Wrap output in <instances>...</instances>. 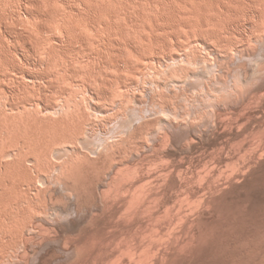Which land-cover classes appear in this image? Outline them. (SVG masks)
I'll return each mask as SVG.
<instances>
[{
	"label": "bare ground",
	"instance_id": "bare-ground-1",
	"mask_svg": "<svg viewBox=\"0 0 264 264\" xmlns=\"http://www.w3.org/2000/svg\"><path fill=\"white\" fill-rule=\"evenodd\" d=\"M30 1H32L35 5H37V7H35V9H37L39 6L38 4L40 2L38 0H30ZM44 1L45 0H43V2ZM89 1L91 0H88L87 3H89ZM108 1L110 0H107V2ZM114 1H117V4H119L118 0H114ZM123 1H124L123 3L121 2L122 5H120L121 6L120 8H123L122 6L124 4L125 12L122 11L124 9H120V11L123 12L121 16L124 15L125 16L124 18L126 19L123 20L124 25L122 24L121 28L120 27L119 28L121 29V31L124 30L125 32H126L125 29L128 28L127 30L128 34L130 31H133L134 33H137V34H135L136 36L133 37L134 34L132 32L133 35L131 36L130 34L129 37L126 38L123 35L124 32H120L118 30L119 32H117L116 35L117 37L118 35L122 37V38L121 37L119 38L123 39L122 41H125L124 45L131 50V52L128 51V49L127 51L130 52L131 55L133 53L132 51H134L135 57L139 56L142 64H140L139 62L140 60L138 58H137L138 61L136 60L137 62H135L136 58L130 55V57L135 58L134 62H132L131 60H128V61L123 60L124 62H126L124 65L127 68V70L126 72H121L119 69L120 67L123 68L124 66V65L121 66L124 63L121 58L122 57L121 54L123 53L117 54L116 52H113V53H116L117 56L120 55L122 64L120 65L119 57H117L115 54H112L116 57L115 58L116 60L112 58L114 57L112 56L110 59H113L114 62L109 59V62L111 61L109 64H112L111 66L110 65L109 66L110 68L114 66L113 68L117 69V70L115 69V71L116 72L120 71L119 72L120 74L118 73L119 74V75L117 74L118 76L116 74H115L116 76H112L113 72H110V71L113 70V68H111V70L108 69L109 70L108 72L112 73L111 75L107 74L108 72H106L105 74V71L107 70V68H105V64L99 65L98 62H102L104 60L103 61L104 63L106 61L105 59H107L108 61V58L110 56L109 57L106 56L105 58L103 55H100L101 53H103L102 50L105 45L102 46L103 45L102 42L99 43L100 44L99 46H101L100 47L101 50L99 47L98 49L101 51V53L99 52L97 54L96 53L97 48H96L95 49L96 51L94 52L96 53L94 54L96 55V58L90 57V59L98 60V62L97 61L95 62L98 63L96 64L99 65V67L102 66L101 69L99 68L97 70H94L92 67V65L94 64L93 62L92 65L89 67V69L88 68H87L88 70L86 69L88 73L86 72L85 69L82 68L86 72L84 74L85 76H87V78H85L86 80L84 78L79 77V75L83 72L82 70L78 76L74 74L76 69L80 70L78 68H75L73 70L74 73L72 74V76L74 75L73 77H75V80L73 79V77L72 78L70 77L71 83L74 86H80V89L82 88L81 89L82 91H80L81 93L84 91V96L80 93V95L83 96L82 98H79L77 95L78 93L76 94L74 90L68 89L67 86H65L67 88H62L61 86L60 87L61 89L60 91H58V94L54 93L57 96H53L54 94L51 93L52 95L48 97L47 96L48 94L47 93L44 94L43 93L44 90H43L42 93L44 96H47L48 98H50V100L52 97L51 101L47 97H43L42 94H41L42 98L38 97L40 92L38 93V95L35 94L36 92L35 88L33 90L35 91L34 94H32L33 91L30 94H28L29 93L28 89L30 90L33 89V86L30 85L29 86L30 88H28V85L31 82H33L34 87H36L35 84H37L36 82L38 80L37 87L39 86L40 88L41 85L43 84L40 82L42 78H40L39 75L38 77L30 76L29 72L27 74L26 73L27 71L20 70L17 72L19 73L20 78L17 77L18 82L16 83L17 79L14 76V72H12L13 70L16 69V66L14 67L11 65V67H13V70H12L6 65L7 68L12 70L10 71L9 69H7V71L9 70L10 72L13 73L14 79H16L13 81H15L16 86L13 89L11 88L12 91L6 92L7 96L4 93L6 89L5 91L3 90L4 92L1 90L3 89L2 88L3 85L6 83L5 80L8 81L7 84H9L10 82L11 83L13 82L11 81L12 78H10L11 80L8 79V77H10L9 72H6L8 74L7 79L6 77H2V78H5L4 80L2 79V81H4L5 83H2V81L0 80L1 81L0 83L3 84V85L0 84V86H2L0 87V93L3 92L5 96V98L3 99H6V100L1 99L4 101L3 103L4 105H2L4 107L0 106V244L2 243L3 246L9 247V248H5L7 249L6 253L11 254L12 258L17 257L16 260H14L15 264H30V262L35 258L38 259L40 263L45 264L49 262L50 260H52L51 258H53V256L54 258H56V256H58L59 253L58 254H55V253L58 252V250H56V252L54 253L52 249L56 248L57 245L56 246L54 245L55 247L53 246L54 247L53 248L51 246V243L49 244V242L52 241L50 237L52 236L53 233H48L50 237L45 234H47V230L49 231V227L50 228L52 227V229L54 230L57 226L56 227L51 226L52 221L51 222L48 221L50 219L41 218L40 220H38L39 222H35L36 226H34V227H37V223H40L41 232L39 231V232L30 234L31 232L28 230L30 233L29 232L26 233V230L29 227L27 223H29L30 225L32 223L31 220L27 219L29 215V208H32V209L36 208L40 211H43V213L44 212L46 213V211H48V209L51 207L52 203L55 201L57 202L59 198L61 197L60 196L58 198L56 196L55 197L53 196L54 194L53 191L55 190L53 189L51 191V189H52V186L54 185L55 186L59 185L62 188L64 187L63 191L65 190V192H67L68 194H69V191H72V193L71 192L70 193L71 195H73V193L75 194V197H76V199L74 198L75 200L78 201L82 199L81 197H83L82 200L84 201L85 199L88 200V198L85 197L84 199L85 195L84 196L82 195L83 192H85L86 189L89 190L88 188H91L93 185L96 184L95 186H97L98 184V185H101L102 188H105V187L108 188L106 192L109 193V195L108 194L106 195L105 193L104 196H101V199L102 197L103 198L110 197V199L104 198L103 199L104 203L106 200H107L106 201L107 203L110 202L108 200H111V199L112 200L114 199V201H117L115 200V198L120 197L118 201L116 202L117 204H115L114 202L112 203L113 205H115V207L111 203H109V205L111 204V206H109V210L110 208H112V206L114 207V209L112 208V210H110V212L113 211L112 213L115 215V216H112L111 214V216L113 217V220L115 217H116V220L118 219V221L127 220L126 222H123L117 225L116 228L118 230L117 232H115L116 230L114 229L115 228L114 221L113 222L111 221L110 218L112 217L110 216V212L108 211V208H107V211L109 212V213L107 212V214H109L110 216L109 220L112 222V226H114V228H112L114 232H111L112 229L110 231L108 230V233L110 232L111 234V237L109 240H111L110 241L111 246H112V241L114 240H118L119 244L117 242H114L115 244L117 243L118 246L114 244L116 246L115 247L116 250L113 249L114 245L112 246V249L114 250V252L112 253L111 252L107 253V251H109L110 246H106L108 242L105 244V246L102 249L104 251V248L108 247V249L105 250L107 255H104V254L99 255V257L102 256V260H103L101 264L102 263H105V264H112V263H115V264H203L204 261L203 263H201L202 262L201 260L204 258L205 253H209V254L211 253L220 254L221 253L222 256L221 254L220 256L221 258H224L223 259L224 261L220 260V261H223V263H220V264H264V251L257 252V248L255 246L258 244H255L252 242L253 244H255L253 245L250 239H246L245 241H243L242 238H240V236L238 235L236 236L237 234L236 233L237 231H235L236 223L234 221H236L235 219L237 218V216H239V214L237 216L236 215L233 216L234 212L230 211L229 209L230 208L229 204L232 203L231 201L234 199V194L237 191L235 189V186L239 185L238 181L240 179H244L250 176L255 171L256 167L254 166L256 165V163L259 164L261 163V160H263V154H262V159L261 158L259 159V157H261L260 155L264 151V143L262 144L261 148H258V146L261 145L262 140L264 141V139H261L263 138L262 135H264V109L262 108L263 106H261V109H260V107L258 106L259 105L258 103H261L262 101V99L260 100V98H262L260 96H262V94L264 96V83L255 85V82H253V80L256 79L255 77L258 76L260 73H264V62H263L264 49L262 48V46H264V0H123ZM174 1L175 2L179 1L178 3H180V5L176 4L179 7L184 5L183 9L185 8V11L179 10L181 9V7L177 9L178 7L177 6H176L177 8L175 7L174 5L175 3L173 4ZM84 2L86 1L84 0ZM92 2L93 1L89 3L90 5L85 3V5L87 6H86V9L84 10V12L85 11L87 12L88 10V14H85V15H87V17L90 16L89 17L90 21H88L87 18L83 16L84 15L83 7L79 6L80 7L79 11L81 12L82 10L81 15L83 13L82 15L84 17L83 20H82L83 17H81V19L79 18L78 20L76 18L71 19L72 17H76L80 15V13L76 15L78 12L76 14L74 13V15L76 16L74 15L71 17L69 16L70 11L73 8L75 9L78 7V6L74 7L75 4L73 5V7L72 5L70 6V4H68L72 8L70 10L66 7V10H65V11H67V9L70 10V11H67L68 12L67 15H68V18L70 17V20H73V22L71 21V23L75 24L74 20L76 19L77 21L80 22L77 24L84 26L85 32H87V30L88 32H90L89 31L90 29H88V27L91 29H93V27H96L94 25L95 23L93 22V20L95 21V19L97 18L96 11L101 7V5L99 7L100 2H97V0H96V3L94 2L95 3L94 5H91ZM0 3H3V2H0ZM79 3L80 2H78V4ZM157 3L159 4L160 7L158 6V9H155L157 7L156 5H158ZM48 4L45 5V7H47ZM154 4H156L155 5L156 7H154ZM107 5H108L107 8L109 10V7L112 4L110 2ZM129 5L134 8L133 9L134 14L133 12H130L132 11L130 8H129L130 10L128 9ZM88 6H91V7L88 8ZM145 6H148V7H145ZM30 8L32 9V7ZM107 8H106V11H107ZM25 9H27V7ZM35 9H33V11H35V14H37L36 18H38V20L39 18H42V19L45 18L44 21H47L46 17L49 18L48 14L53 16V14H55L56 12L55 9H54L55 10L54 12L50 7H48V13L44 12L45 15L47 14V16L45 17L44 13L43 15L42 13H40L41 11L40 8L39 10L37 9L39 12H37V10ZM114 9H115V6L111 10H114ZM111 10H109L110 12L107 11L108 15L106 16V17L108 16H111V17H108V19L107 18L104 19L105 17L102 18L103 20H106L105 22H107V20L109 21V19L111 20L112 17L116 16L115 17L116 19L118 18L117 16H120L118 15L120 11H117L115 9L116 11L114 10L113 12ZM146 10L147 12H145ZM13 11H15V13H18L17 9L15 8L13 9ZM49 11H52L54 13L49 12ZM150 11L153 12V15L152 14L149 15L148 12ZM8 13H5L6 16L8 15ZM13 13H12V16L9 13L8 17H4V19L8 18L7 21L10 20L9 23H6V19L5 21L4 19L1 21V23L3 24L5 23L4 24L5 26L3 25L4 29L7 28L6 27L7 24H10L13 21L9 19V17L13 18L15 16ZM19 13H21V11H19ZM38 13L40 14V17H38L39 16ZM72 13L73 12L71 11V14ZM154 13L155 15L157 14V17L159 15L160 19L155 17L156 19L154 20L153 18L155 16ZM22 14H21V17H22ZM35 14L34 12L29 11V10L25 12V17L28 20H26L25 17L22 18L23 19L21 20L22 24H23V21L25 20L24 28L23 29L21 28L22 31L27 32L24 30L27 28L26 22L34 21ZM63 14L65 13L63 12ZM63 14L61 15V17L63 16ZM19 17L20 16H18V18ZM16 18L17 16L15 17L14 22H17ZM68 18L67 20H69ZM85 18L88 21L87 23L86 22L84 23ZM145 18L148 19V21H146ZM161 18L165 20L166 23H168V26H167L166 23L163 21L166 25V29L168 28L172 29V30L170 29V31L172 32L173 37H168V38H171L172 41L174 38V42H173L174 48H175V45L177 46V48L180 47L178 54L167 53L168 55H163L162 53H160V50L162 48L166 49V46L169 44L168 41L170 40L167 37L165 38L163 36L164 32H165V36H166V32L167 34H170V33H168L169 30L167 31L166 29H164L165 25L163 26L161 25L162 23ZM59 19L65 20L66 18H59ZM115 19L113 18L114 20V21L112 20L113 23L115 22ZM157 19L161 21V23L159 22L160 24L156 22ZM56 20L58 19L56 18ZM126 20H127L128 27L124 29L123 26H127L125 24ZM44 21L41 20V22L47 27V24H45L46 22L44 23ZM41 22L39 25L35 23V25H37V27H35L36 33H38L37 32L38 30H40L41 32L46 30V28L45 30H43L45 26ZM61 22L64 23L65 25L66 24H68L69 26L71 25V23H69L68 21L67 23L63 21ZM61 22H60V25H61ZM105 22L101 21V23L105 25L103 26L101 23L99 24V21H98L97 22L98 26L99 25H102V26H100L99 28L96 27L99 30L98 29L96 30V28L94 29L96 32L98 31L100 32L101 30H103L101 28L102 27L104 28L107 25L108 27H106V29L108 31L105 28L104 29L106 31L105 30L104 31L105 33L107 32L106 35L108 36L106 37L107 38L109 37L111 39L112 37L109 36L111 34H108V32L114 34V32H112L114 30L110 31L111 28L109 29V27L111 26L110 21H109L110 26L108 25V23L106 24ZM146 22L147 23L150 22L151 25H149L150 23L147 24ZM116 23L117 22H115L114 25H116ZM11 24L10 26H12ZM64 24H62L63 27L58 25L59 29L60 28L66 29V31L64 29L62 31L63 32L65 31V33L67 32L68 34L70 30L67 27L65 28ZM77 24H75L72 29H74V31L76 30L75 36L77 37L78 41H81L79 43H83L82 40H79V37L80 39H84L85 36L89 40L84 39V42L87 40L86 42L89 41V43L91 42L93 43L94 41L90 39L92 37H89L88 33H86L87 35L85 34V36H83L84 29L81 28V26L79 25L76 26ZM86 25L88 26L87 28H86ZM30 26L28 27L30 28ZM21 27H23V25ZM74 27L81 28V29H78L80 31L77 32V29ZM148 27L150 31L146 32V30H149ZM9 28L10 27H8L7 30ZM37 28L39 29L37 30ZM113 28L114 27H112V29ZM11 29L13 28L11 27ZM16 29L17 28H14V31ZM30 29L33 30L32 28ZM72 29H71L72 33L69 32L72 34V35L69 34V38H72V36L74 35L73 33L74 31ZM160 29H164L162 36L161 35L159 36V33L161 34L162 31L157 32V30H160ZM47 30H48V27H47ZM1 31H3L2 27H0V32ZM9 31L8 33H10ZM104 31L100 33V35L103 33L101 35L102 37L105 34ZM18 32L20 31L18 30ZM41 32L38 33L39 35L38 36L36 35L34 31V35H36L39 39L41 36ZM181 32H185V34L186 33L190 34L191 35L190 37L192 36L194 37L196 35L201 38L196 40V37H195V39L192 40L193 38L192 37L189 40L186 34L182 38L186 36L185 38L187 40L185 42L184 40L185 38H184L182 39L184 40V42H182L181 40L182 35L179 34ZM12 33L14 32L12 31L11 34ZM31 33H33V31ZM79 33L81 34L83 38L80 35H78L79 37L76 35ZM16 34L17 33H14L13 37H15ZM22 34L20 35L23 36ZM25 34L26 33H24V37H19V38L23 40V41L21 40L22 42L21 41L20 42L24 44L27 51H25L24 48L22 49L21 46L23 44L22 45L19 44L20 43L19 41L16 44L20 45L19 48H21L25 52H29L28 54L26 53L27 55L36 54V52L39 50L38 45H41V44H38V42L40 40L42 41V39L45 38L47 34L45 36L42 35L43 36L42 39L40 40L37 39L38 41L34 39L36 36L33 37V34H32L31 37L33 38V40H35L34 42L32 39H31L32 41L27 40L28 38L29 39L31 38L30 37L31 34L27 33L26 37L28 36V38L26 39H25ZM96 34H91V35L93 37L96 36L98 38L99 34L98 35ZM128 34L126 36H128ZM17 35L19 36V33ZM60 35L62 36V34ZM116 35L114 34V36ZM61 36H60V39H61ZM63 36H66V35L64 34ZM67 36H66V39H68ZM75 36H73L72 38L73 41L76 39V38L74 39ZM114 36L111 40L112 45L109 42V44L112 46V47L110 46L111 49L119 48V46H122V45H119V46L115 45L117 47L115 46L113 47V45L115 44V41L117 40L119 41V39H117V37H114ZM147 36L149 39L147 38ZM96 37L94 38L95 40H97ZM123 37H125V39ZM179 37H180V40H179ZM1 38L2 37L0 36V40H2ZM48 38L52 39V36L48 35ZM54 38L56 39V37H53V39ZM115 38L117 40H115ZM133 38H136V40L137 38H139L138 39L139 41L138 40L135 41ZM4 39L6 41V38ZM7 39L8 41L10 40L12 44L14 43L13 41H16L14 38H10V37H7ZM45 39L49 40L47 38ZM51 39L49 41H53V39L52 40ZM60 39L58 40L60 41ZM110 39L108 41H110ZM62 40L63 38L61 39V41ZM98 40L103 41V39H100V37ZM105 40L106 39H104V41ZM3 41H2L3 45L0 43L1 49H2V46H4V48L7 46L5 44V41L4 42ZM43 41L45 42V40ZM73 41L67 40V42L69 43H72ZM97 41L95 42V46L93 44L94 47L98 46ZM122 41H120V43H123ZM44 42H42V44L45 45ZM64 42H63V45L61 44V46L65 45L64 47L66 46L68 47L69 45H66V43L64 44ZM74 43L75 41L73 42V44ZM89 43H86V44H89ZM96 43H97V46H96ZM105 43L107 44V41H105ZM14 44L12 45L13 47H14ZM81 45L79 44V46L75 45L73 47L76 48L77 46V48H79ZM169 45L167 48H169ZM51 46L50 47L46 46L49 52H50V49L52 48ZM84 46L85 45L83 44V48H80L81 52L85 51V50L83 51ZM146 46L147 48L151 49V51L159 50L161 48L157 53L162 54L163 58H161L160 55H159L160 58H157L158 56L153 57L152 52H150L152 55L148 53L149 51L148 49H146L145 52L150 54L152 58L149 57L150 55L145 56L144 50ZM7 47L5 49L3 48L4 49L3 55L0 52L2 55L1 57L2 59H0V61L5 60L3 57L4 54L5 55L9 54L10 51L8 52V50L7 51L5 50L9 48L11 49V47L9 48ZM87 47L88 45L85 46L87 51H85L84 54H86V52L92 54L91 52L92 50L89 52ZM110 47L107 45V49L109 48L108 50L109 53L104 52L103 54L112 53L113 49L110 52ZM184 48H186V51ZM17 49L18 48L16 49L12 48L13 53H11L12 52L11 51L10 54L11 55L13 54V55L12 56L8 55L10 57V62L16 59L17 60L19 59L15 57V59L12 60L14 58V53L18 52L16 51ZM68 49L65 48V50H67L66 51L68 54L67 56L73 53L72 52L73 50L71 51L72 48L70 50ZM169 49L171 50V48ZM202 49H203V53L200 52L202 51ZM104 50H106V48ZM114 50L120 51L117 49H114ZM170 50H167V52ZM69 51L70 53H68ZM5 52H8V53H5ZM48 53H47V56H44V58L46 57L47 59L54 52L51 54L49 53L50 54L49 56H48ZM76 53H77L76 55H78V50H76ZM88 53L85 55V57L88 55ZM23 54H21L22 55L21 57H23L25 61ZM73 54L75 55V52ZM81 54L84 55L83 53ZM27 55L25 56L26 59L29 60L30 57L33 58L32 55H30V57H27ZM97 55L102 56V57H97ZM37 56L38 58L34 57L35 59L33 58L34 60L33 59L32 60L37 65L38 64L41 65L42 59H39V57L41 58V56L39 55ZM11 57L13 58L11 59ZM79 57L80 58L78 60H80L82 64L79 63L80 66L78 67H81L82 65H84L83 63L91 64L92 60H90L89 63H86L87 58L83 59L85 57L84 56L81 57L80 53H79ZM130 57L126 55L125 60L126 58L129 59ZM61 58L64 59L65 56ZM73 58L76 61L71 60L70 63L79 62L74 56ZM100 58L101 59L104 58V59L100 60ZM50 59L52 60V62L54 61L52 57ZM50 59H47V60H50ZM66 59H69V57L68 58L66 57ZM7 60H5L6 64L7 62H9ZM28 60L26 61V64L27 62H30ZM43 60H42V63H43ZM58 60L62 61L60 59ZM64 60L62 62H64ZM17 62L18 61H15L16 65L19 64ZM19 62H21V60ZM33 62H30L32 63L31 64L32 66L33 64H35ZM47 62H45L44 65H48ZM58 62L56 63L59 64ZM23 63L25 64V62ZM70 63L69 61H68V64L66 62L67 65H69ZM3 64L1 63L0 66L1 65L3 66ZM52 64L53 63H51V68L55 65L53 64L52 66ZM96 64L94 65L95 67H96ZM72 65L74 68V65L77 67L78 64H72ZM72 65L69 68H72ZM89 65H86V66H89ZM189 65H192L193 67H190ZM220 65L224 67L219 69ZM20 66L26 67V65H20ZM48 66H44V67L47 68ZM55 66L58 67L59 65H55ZM4 67L5 66H3L2 68L0 67V69H3ZM37 67L38 66H36V70L39 71ZM40 67L44 69L42 65ZM56 67L55 69L59 71L58 70L59 68L57 69ZM248 67L250 70L248 69ZM19 68L22 69V67H19ZM46 68H45L44 73L46 72ZM60 68H63V67L60 66ZM102 68L105 69L104 72H102L103 75L101 74V71L98 72V70H103ZM23 69L25 70L26 68H23ZM47 70H50V68L49 69L47 68ZM64 70L65 68L63 69V71ZM42 71L38 73L42 74L41 73ZM73 71H71V73ZM123 71L125 70L123 69ZM128 71L131 73V75L133 74L131 76L133 78H131L130 76L127 77V78H131L130 80L128 79L129 81L126 80V82L128 81V83H125L124 82L125 79L123 78L124 83H122L119 76H121V73H125L129 75V73H127ZM1 72L0 74H3L2 70ZM53 72L54 71H52V73ZM79 72L76 71V73H79ZM32 73L33 74L31 75H34V73H37V72H35L34 70V72L32 71ZM50 73L51 72H49L46 75L48 76ZM68 74L69 73H67V75ZM61 75L63 74L58 73L57 77L58 76L62 77ZM65 75L66 74H64V76ZM84 75L82 73V76ZM88 75L94 78V82L95 81L98 82L97 84L95 83L96 85L100 83V85L102 86V87L101 86L99 87V88H102V90L100 89L101 92H99L100 90H98L97 92L98 86L96 85H94V87L96 86V88H94L96 91L95 90L93 91L92 89L93 85L92 87L90 85V83H92L93 81L91 80L92 82H90L91 77H89ZM128 75H125V76L123 75L122 77H126ZM53 76L56 77L55 75ZM76 76L77 78L79 77V79L76 80ZM60 77H59L60 81L63 78L62 82L64 81V79L65 81L67 80L66 79L67 77L66 78L64 77L60 78ZM38 78H40V80ZM80 78L83 80H81ZM54 79L56 78H52V80ZM139 79H141L140 82H139ZM26 80H30V83H28ZM52 80L50 78V82ZM78 80L80 82H77ZM45 81L47 82L46 84L48 88H50L49 86H51V84H54V83L58 84L57 80H54V82H51L50 84L48 83L49 81H47V79ZM178 82L182 84L181 94L175 93L174 90L172 91V88H170L171 85L173 86V83L176 84ZM66 83H67L66 85H68V83L70 82L66 81ZM190 84H193L192 88L196 90L195 94L198 95L197 96L198 98L196 96L194 98H196L195 100H199V102L196 104H192L188 107L183 102H185L186 97L194 96V94L191 95L192 94L191 92H189L190 93L189 95L187 94V91L189 89L188 85L190 89H192ZM9 85L13 86V84H9ZM54 86H56V84H54ZM68 86L70 87V84ZM186 86L188 89H186ZM39 88L38 89L36 88V89L40 91L41 88L40 89ZM52 88L53 87L51 86V90H54L53 92H55V87L53 89ZM117 88L119 89L124 88L125 97H122L123 100L119 101L118 99L119 95H117L116 101H119V102L116 105H114L115 104V97H114V101H113L114 104L111 103L114 106L112 105L111 107H108V106L106 107L107 99L109 97L111 98L110 96L111 92L113 93V91L115 90L116 92L119 91V89ZM135 90L138 91L139 93H135ZM45 91H48V89ZM145 91L148 92V96L146 95V97H149V99L147 98L148 101H146V97L144 95ZM77 92H79V89L77 90ZM28 95H34V96L36 95L37 97H34V96L29 97ZM49 95H50V92H49ZM113 95L116 96L114 93ZM256 95H258L257 97L260 102L255 100ZM16 96H18L19 98L17 99ZM142 96L145 97V99L142 98ZM2 97L3 95L0 96V98ZM55 97H57V101H55L56 99ZM100 97H102V100L103 98L106 100V102L105 100L102 102V104L104 102L106 103L104 108H102L101 106L102 104L99 105L96 102L98 101L99 103H101L100 101L102 100L100 99ZM43 98L45 99L47 98V101L44 100ZM98 98L100 99V101ZM203 98L213 99V102L208 105L201 104L200 101ZM144 100L146 101V103L148 102V104L144 105L145 104ZM263 100H264V97H263ZM3 101H0V102H3ZM84 101L86 105L85 104L82 105V102L84 103ZM130 102L133 103L134 106L130 104ZM111 104H109V106ZM137 104L139 105L141 104V106L137 107L136 106ZM142 104L144 106H142ZM253 104H255V106ZM84 105L86 106V110L83 107ZM260 105H262V103ZM225 108H227L226 110L229 111V113L227 114H229V116L231 114L236 116V119L232 118L231 117L232 115L230 116L231 118H229L227 115H224ZM150 115H154L153 116L154 118L150 119L149 118ZM209 115L212 116L213 120L211 121L208 120ZM222 115L227 116L229 119H233V121L232 122L226 121L225 119H228V118H225L223 116V118H225L224 119L225 121H224L222 118ZM98 121L102 123L96 124ZM244 123L246 124V126L244 125ZM240 124L242 125V128H239L241 126ZM227 125L230 126L228 131H227V128H228ZM205 126L207 127L204 128ZM225 127H226V130H225ZM247 133L251 134L254 140H256V141L252 140L255 144L250 141L255 146H253V144L249 143L248 141L250 146L247 145L248 147L245 146V148H243L244 147L243 146L242 149H245V151H249L250 149L251 151V149H253L252 148L253 146L254 149L256 148L255 150L253 149L255 151V154L257 151H259L258 153H260L261 151V153L260 154L257 153V156L251 157V159L253 158L252 160L250 159V156H249L248 158L250 159V161L247 158L248 162L245 160L243 161L240 160L239 158L240 155L238 156L237 153L236 154L232 153L233 155H231L230 157L223 155V157H221L220 159L217 158L216 162L219 159V162L221 163V165L226 164L225 165L226 170H227L228 164L230 165V167H236L233 169L231 168V170H227V171L223 170L225 175L220 174L222 170L221 172H219V174H218V171L220 170L216 171L215 169L214 171L216 172H214L213 170H212L213 172L211 171V168L214 169V167H216L213 161H212L213 163L211 162V165L213 164L214 167L207 169L210 171H206V168H207L206 163L208 162L203 161L206 164L205 165L206 168L201 167L202 166L201 165L200 168H205V169H201L202 171H200V168H199L198 170L199 172L196 170L197 173L196 171H194L193 172L195 173L194 176H193V173H190L192 175L188 173L190 175L188 177V174L186 173V171L184 172L181 170L183 169V167L180 168L183 165H180L179 164L180 162L179 163L177 162L176 158L181 153V149H183L184 141L186 142L187 140L197 141L199 140L198 138H204L205 140V138L208 139L209 136H212L213 138L214 136L228 138L230 135H233L235 138L241 135L245 136ZM252 133H255L258 137H254L256 135L255 134L253 135ZM260 135H261V138H260ZM142 138L151 140V143H149L146 139H144L146 140V144H145V141H143ZM195 138H197V140H195ZM257 138H260L261 143L258 141ZM230 139H232V137ZM189 143H186V148H189V146L187 147ZM256 143H258L259 145ZM148 144H152V145H148ZM143 146L144 147L146 146L147 148L151 149V151L152 150L160 151L154 156L155 161L157 159V161L159 160L158 162H163V164L159 166V169H156L157 171L152 172L150 170H147L146 172L145 168L142 167V164L140 166V163L137 164L135 159L133 158L129 159L127 157L128 155L127 151H130V152L131 151L132 152L133 151H143ZM178 149H180V151ZM177 150H178V153H176ZM183 151L185 150L183 149ZM252 153H251V156L253 155ZM186 159L187 157H185V160ZM191 160L192 159L190 158L189 161ZM257 160H260V162L259 161L257 162ZM244 161L247 163H245ZM198 162H195L196 165ZM252 163H254V166ZM200 164H203V163L201 162ZM218 164L219 163H217L216 165L218 166ZM193 165L195 166V164ZM199 165H197V167H199ZM194 166H193V169H196L194 168ZM256 166H259V165H256ZM111 167L112 169L107 170ZM225 167L223 166L222 169ZM230 167L228 169H230ZM105 174H107L109 177L106 178ZM220 175L221 176L223 175L222 176L223 178L221 177V179H217L216 177L218 176L219 178ZM183 179L184 181L186 179V181L185 182L183 181L184 183L181 184ZM196 181H198V186H196L197 185V183H195ZM45 185L48 186V189L43 187ZM200 185L202 186L200 187ZM93 188L91 189L92 191L90 192L87 191V192L91 194L94 193L93 195H95L96 191L93 192V190H95ZM179 188L184 189V191L180 189L181 192H179L180 191L179 190L178 191L179 193H178L176 189H179ZM173 191L175 193L177 192L176 194H181L183 191L184 192L183 195L184 194L185 195L184 197L181 196L182 197L181 198L179 197L180 195L179 196L174 195ZM227 191H229V194H227ZM61 193L63 192L61 191ZM124 193L125 195H123ZM91 194L89 195L92 196ZM121 194L125 198H123ZM69 197H70V194H69ZM53 198L55 199L52 202ZM138 199H140V202H138ZM83 201L81 202L83 203ZM58 202H60V200ZM61 202L63 201L61 200ZM100 202H101L100 205L101 206L103 205L102 208L105 210L104 207L108 206V204L104 205L102 200H100ZM59 204L63 206L61 203ZM135 205L136 206L138 205L137 208L140 209L139 211H137L136 208L132 210V208ZM96 206H99V205H96ZM130 206H133V207H131L130 209ZM58 209L60 211V208ZM93 209L95 210L97 209L98 210L97 212H99V209H101V207L99 209L98 208H93ZM131 210L135 211L136 213L142 212L143 214L147 213L149 215L146 218L144 217V219L143 217H141L142 219L135 218L136 221L133 222L132 221L134 219L133 216L140 217L142 214L137 216V215H134L135 212H133V216H132ZM100 211H102V209ZM103 212L102 213L99 212L101 216L102 214L104 215L106 213V210L104 213ZM55 214L57 215V213ZM59 215L60 214H58L57 216ZM231 215L233 218H230ZM131 216L133 218V219L131 218L132 223L130 222L131 224L126 225V223L128 224V221H130V218H128L129 219L128 220L127 217H131ZM106 217L108 218V215ZM78 223L79 221L76 223V225ZM118 223H120V221L117 222L116 224ZM60 224L61 223H58L59 226ZM135 226H137L139 229L138 230L135 229L136 228ZM109 227L107 226V229H110ZM97 228L99 229V227ZM97 228L96 229L93 228L95 229V231L94 230L92 231V233L94 232L93 234L96 237L95 236L91 237L90 234L92 233L89 234L90 235L89 237L93 239L94 238L97 239L99 235L107 231L106 228H105L106 230L104 231V227H103V232L100 230L101 234H97V233H100V232L96 233ZM56 229L54 231H56ZM62 229L64 228L62 227ZM67 230H69V228H67ZM67 230H64V231H67ZM73 230L74 228L72 229V231ZM60 231H62V233ZM60 231L59 233L63 234L64 236L65 232L61 229ZM56 233L57 232H55V234L52 237H54L55 235H58V233L57 234ZM63 236L57 237L56 239L57 242L58 241L61 242L62 240L64 245L67 243L71 245L69 247L67 246L68 244L65 245V247H68V249L66 250L62 249L64 246L62 247V245L61 246L59 245L61 247V250H64L66 252H73V254L78 259L83 254L85 256V251H84L85 243H87L88 241H84V240H88L89 238L88 236H86L87 239H84V240L83 239L79 240V239H81V237L85 238V235L84 236L81 235V237L78 238L79 242L81 241L82 243L84 241L82 244L78 243V240H76L77 238L75 239V241L77 242H75L72 237L67 236L72 239L70 241L69 238H67L66 236L65 237ZM102 236L103 235H101V239H102ZM122 237H125V240ZM3 238L6 239V242L5 240L4 241L2 240ZM120 238L121 240L123 239L124 241L121 242ZM90 239L88 243L91 242ZM93 239L92 241L95 240L94 243L98 241V240L96 241V239L94 240ZM67 240L70 241L71 243L68 242ZM100 240L99 242L107 241V239L104 240V238L101 241ZM2 241L6 244H4ZM72 241L74 242L72 243ZM99 242H97L96 244H98ZM94 243H92L93 245L90 244L89 248L90 246L92 247L95 246ZM100 245H102V243L98 244L100 248L98 250H101ZM3 246L1 247L4 249ZM44 246L50 247V249L52 247L51 250L48 248L50 250L49 253H47L48 249L47 250L44 249L43 251ZM59 246L57 247L58 249H60ZM260 248L261 246L259 247V249ZM20 249L22 250V252H20ZM8 250H10V252H7ZM2 251L1 253L5 254V250L3 251L4 253ZM94 251H95L94 248H91V253H89V255H91L93 252L94 257L90 256L92 259L97 258L95 256L96 254L94 253ZM103 251H100V252L102 253ZM96 253H98L97 250H96ZM2 254L0 255V260H4V258L6 257L5 255H2ZM87 255L85 259L89 257V255L88 256ZM210 256L212 257V255H209V257ZM62 257L60 255L59 258L62 259ZM99 257L95 260L98 261L100 259L101 261V258ZM60 259L59 261H62ZM72 260L70 259V262ZM215 260H217V258ZM213 261L214 260H212V263H214ZM70 262L68 261L66 264H69ZM96 262L94 261V263ZM63 264L65 263L63 262Z\"/></svg>",
	"mask_w": 264,
	"mask_h": 264
},
{
	"label": "rangeland",
	"instance_id": "rangeland-1",
	"mask_svg": "<svg viewBox=\"0 0 264 264\" xmlns=\"http://www.w3.org/2000/svg\"><path fill=\"white\" fill-rule=\"evenodd\" d=\"M21 1H22L23 3H22ZM38 1H39L40 3L42 2L41 5H40V3L38 4L40 7L38 6V8H37L38 10H39V8H40V10H41L40 13H42V15H43L44 12H45V13H48V7H50L54 12H55V10H56L55 14H53L54 17H53L52 15L48 14V15H49V18H47V17H46L47 14L45 15V13H44V15H45L47 21H44L45 18H43V19H42V18H39V20H40V21H39L38 18H36V17H37V16H36L37 14H35V11H33V9H35V7H37V5H35V4H34L32 1H30V0H29V1H28V0H0V2H3V3H0V23H1V21L4 19V17H8L9 13H10L11 16H12V13L14 12L13 14L15 15V16L13 15V16H14L13 18H12V17H9V19H11V21L13 20V21H12L13 23H12V22H11L12 24L10 23L12 26H10V24H7V26H6L7 28L10 27V28H9L10 31H9V29L7 30V28H5V29L3 28V27L5 26V25H4L5 23H4V24H3V23L0 24V27H2V30H3V31L0 32V36L2 37V38H1L2 40H0V41H1L0 43L2 44V41H3V40L5 41L4 38H6L5 44H6L7 46L10 45L9 47H11V49H10L9 47H7V46L4 44L7 48L10 49V50H9V49H6L5 51L8 50V52H9V51H10V52L12 51L11 53H13L12 48H14V49L18 48L19 50H18V49L16 50V51H18V52H15V51H14L16 54L14 53V58L11 57V59L13 58L12 60H14L15 57H16V58H19V59L21 60V62H19V61H20L19 59H18V60L16 59V60H14V61L11 60L12 62H10V57H9V56L11 55L10 52H9V54H8L9 56L4 54V56H3L4 59H5V60L9 59V60H7V61H9V62L6 61V62H7V64H6V63H5V60H4V61H3V60L0 61L2 64H3V62H4V64H5V65L3 64V66H5V67H4L3 69H0V72H1V70H2V71H3V74H5V75L0 74V75H1V76H0V80H1V81H2V79H3V80L5 79V78H2V77H6V79H7L8 74H7L6 72H9V76H10V77H8V79L12 78V80L10 79L11 81L16 80L17 77L20 78L19 73H17V72L20 71V70H23V71H27V72H26L27 74H28V72H29V75H30V76H37V77H38V75H39V77L42 78L41 81H40L41 83H43L42 85L40 84V85H41V87H40L41 89L39 88V86L37 87L38 80H37V82H36L37 84H35L36 87H34L33 82H31V83H32V84H31V83H30V80H26L28 83H30V84L28 85V88H30V87H29L30 85L33 86V89L31 88L32 90L28 89V91H29V93H28V91H27L28 94H30V93L34 90V88H35V91H36V92L33 91L32 94H34V92H35V94L38 95V93L40 92V93H39L40 96L38 95V97H41V98H42V96H43V97H47V96L49 97V96H51V95L54 94V93H55V94H58V91H60V89H61L60 87L62 86V88H67V87H68V89H70V90H74L76 94L78 93V94H77L78 97H79V98H82V97L84 96V91L81 93L80 91H82V90H81L82 88L80 89V86H74V85L71 83V79H70V77L72 78V77L74 76V75L72 76V74L74 73L73 70H74L75 68L80 69V70H77V69H76L77 72L80 71L79 73H76V71H75V73H74V74H76V75L78 76V75L81 73V70L83 71L82 73H83V75H84V74L87 72V70L89 69V67L92 65L93 62H94V64L92 65V67H93L94 70H97V69H99V68L101 69L102 66L99 67V65L105 64V68H107V70L105 71V74H106V72H108L109 70H111V68L114 67V66H112V67L110 68V66H111L112 64H109V63L111 62V61L109 62V59H110L112 56H114V55H112V54H115V55L117 56V54H121V53H123V54H121V56H122V57H121V58H122V61H123V60H124V61L131 60L132 62H134V59H135V58H136V59H135V62L138 61L137 58L140 60L139 56H138V57H137V56L135 57L134 51H132V52H133L132 55L130 54L131 50H130L129 48H127V47L124 45V42H125V41H122L123 39H121V38H122L121 36L118 35V37H117V35H116V33L119 32V31H120V32H124L123 35H124L126 38L129 37L130 34H131V36L134 34L133 37L136 36L135 34H137V33H134L133 31H130L129 34H128V32H127L128 28H126V27H128L127 20L125 21V22H126L125 24H126L127 26H123L124 29L126 28V29H125L126 32H125L124 30L121 31V29H120V28H121V25L124 23L123 20L126 19V18H124V17H125L124 15L121 16V14H122L123 12H125V7H124L125 5H124V4H123V6H122L123 8H120V7H121L120 5H122V3L124 2L123 0H122V1H121V0H120V1L118 0L119 4H117V1H114V0H110V1H108L109 3L111 2V4H112V5H111L112 8H114V6H115V9H116L117 11H120V9H124V10H122L123 12L120 11V13L118 14V15H120L121 17H120V16H117L118 18L115 19V17H116V16H115V17H112L111 20L109 19V21H110L111 23H110L108 20H107V22H105L106 20H103V19H102V18H104V17H105L104 19H106V18L108 19V17H111V16L106 17V16L108 15V14H107V11L110 12L109 10L112 9L111 6L109 7V10H108V8H107L108 5H107V4H109V3L107 2V0H105V1H104V0H103V1H101V0H97V2H100V1H101L103 4H102L101 2L99 3V7H100V5H101V7L99 8L100 10H99L98 8H97L98 10L96 9V10H97V11H96L97 18L95 19V21L93 20V22L95 23L94 25H95L96 27H98V28H99L100 26L103 25V24L101 23V21H102V22L104 21L106 24L108 23V25H109V23H110L111 26L109 25V26H110L109 29L111 28L110 31H111V30H114V31H112V32H114V34H115L116 36H114L113 33L108 32V34H111V35H109V36H111L112 38H113V36H114V37H117V39H119V41H118V40L115 38V40H117L118 42L115 41V40L113 39V40L115 41V44L113 45V47H114L115 45H117V46L122 45V46H119V48L121 47L120 49H119V48H112L113 50L111 49V47H112V46H111V45H112V41H111L112 38H111V39H110L109 37L107 38V37H106V36H108V35H106L107 32L105 33V31L107 30L106 27H108L107 25H106V27H104L106 30L102 27L101 29H103V30H101L100 32L98 31V32H99V33H98V32H96L95 29H94V28H96V27H93V29H91V28H89V27L86 25V28L88 27V29H90V30H89L90 32H88V30H87V32H85V28H84V26H83V25H80V24H77V23H80V22L77 21V20H78L79 18L81 19V17H83V16H85V17L87 18V20L90 21V18H89L90 16L88 15L89 17H87V15H85V14H88V10H87V12L85 11L86 13L84 12V10L86 9V6H87V5H85V3L88 4V5H90L89 3H90L91 1H93V2L91 3V5H94V4L96 3V0H91V1H89V3H87L88 0H85L86 2H84V0H79V1H78V0H73V1H72V0H70V1H68V0H66V1H65V0H58V1L55 0V2H54V0H51V1H50V0H45V1H44L45 3L48 1L46 4L43 2V0H41V1L38 0ZM49 1H50V2H49ZM76 1H77V2H76ZM82 1H83V2H82ZM24 2H25V3H24ZM30 2H31V3H30ZM51 2L54 3V4H52ZM74 2H75V3H74ZM78 2H80V3H79L80 5L78 4ZM94 2H95V3H94ZM104 2H105V3H104ZM121 2H122V3H121ZM144 2H145V1H144ZM144 2H143V3H144ZM178 2H179V1H178ZM178 2H177V1H176V2L174 1V2H173V4L175 3V4H174L175 7L177 6L176 4L180 5V3H178ZM4 3H5V4H4ZM17 3L19 4V6H18ZM48 3H50L51 5L48 4ZM66 3H67V4H66ZM76 3H77V5H76ZM82 3H83V4H82ZM120 3H121V4H120ZM33 4H34L35 6H34ZM43 4H44V5H43ZM47 4H48V6L45 7V5H47ZM68 4H70V6L72 5V7H73L74 4H75L74 7H77V6H78L77 8H75L77 11H76L74 8L71 10L72 7H70ZM81 4H82V5H81ZM97 4H98V3H97ZM157 4H158V3H157ZM181 4H182V3H181ZM31 5H32V6H31ZM49 5H50V6H49ZM65 5H66V6H65ZM67 5H68L69 7H68ZM113 5H114V6H113ZM130 5H132V4H130ZM130 5H129L128 9L130 8V9L132 10V11H130V12H133V11H134V10H133L134 8L131 7ZM146 5H147V3H146ZM155 5H156V4H154V7L157 6L155 9H158L159 4L156 5V6H155ZM16 6H17V8H16ZM41 6H42V7H41ZM79 6L84 8V9H83L84 15H83V13H82L83 16L81 15L82 10H81V12L79 11V10H80V7H79ZM84 6H85V7H84ZM183 6H184V5H183ZM183 6H180L181 9H179V8H180L179 6H177L178 8H177V7H176V8L179 9V10H181V11H185V8L183 9ZM26 7H27V9H28L29 11L34 12V14H35V18H36V19L34 18V21H32V22H29V21H28L29 23L26 22L27 28L25 27L26 29H24V30L27 31V32H24V31L21 30V28H22V29L24 28V25H25V24H24V23H25L24 21H25V20L23 21V24H22V21H21V20H23L22 18L25 17V12L28 11L27 9H25ZM30 7H32V9H31ZM66 7H67L68 9H70V10L73 12V13L71 14V11L67 9V11H70V14H69L70 17L73 16L74 13L76 14V13L78 12L76 15H78V14L80 13L81 16H80V15H78V16L74 15V16H76V17H72L71 19H73V18H76V19H77V20L75 19L77 22H76L75 20H74V22H75V24H77L76 26L79 25V26H81V28L84 29V35L82 34L83 36H85V34L88 33V36H89V37H92V38H90V39H92V41H94V42L92 43L91 40H90V42L92 43V45H91V43H89V41L86 42L87 40H89L86 36H85V38H84V39H87L85 42H86V43H89V44H86V43L84 42V39H80V37H79L78 35L81 36V34H80L81 32H80L79 34H76V35L79 37V40H82V42H83V43H79V42H81V41H78L77 37L75 36L76 30L74 31V29H72L73 26H74L75 24L71 23V21L73 22V20H70V17L68 18V15H67L68 12L65 11V10H66ZM89 7H91V6H88V8H89ZM126 7H127V5H126ZM145 7H148V6H145ZM159 7H160V6H159ZM10 8H11V9H10ZM14 8L17 9V12H18V13H15L16 10L13 11ZM46 8H47V9H46ZM64 8H65V9H64ZM78 8H79V9H78ZM88 8H87V9H88ZM106 8H107V11H106ZM118 8H119V9H118ZM7 9H8V10H7ZM9 9H10V11H9ZM19 9H20V10H19ZM37 9H35V10H37ZM51 9H49V10H51ZM54 9H55V10H54ZM63 9H64V11H63ZM115 9H114V10H115ZM130 9H129V10H130ZM182 9H183V10H182ZM38 10H37V12H39ZM42 10H43V11H42ZM44 10H45V11H44ZM114 10H111V11L114 12ZM116 10H115V11H116ZM19 11H21V13H19ZM126 11H127V9H126ZM148 11H149V10H148ZM8 12H9V13H8ZM37 12H36V13H37ZM49 12H52V11H49ZM54 12H52V13H54ZM63 12H64L65 14H63ZM66 12H67V13H66ZM98 12H99V13H98ZM145 12H147V10H146ZM5 13H8V15L6 16ZM22 13H23V14H22ZM52 13H51V14H52ZM117 13H118V12H117ZM148 13H149V15H151V14L153 15V12H151V11L148 12ZM16 14H17V15H16ZM18 14H19V15H18ZM21 14H22V17H21ZM38 14H39V13H38ZM62 14H63V16L61 17ZM133 14H134V12H133ZM59 15H60V17H59ZM65 15H66V16H65ZM109 15H110V14H109ZM154 15H155V13H154ZM16 16H17V18H18V16H20V17H19L20 19H19V18H18V19L16 18L17 22H14ZM38 17H40V14H39ZM55 17H56L58 20H56ZM77 17H78V18H77ZM122 17H123V18H122ZM155 17H157V14L153 17L154 20L156 19ZM59 18H66V19L63 20V19H59ZM67 18H68L70 21L67 20ZM86 18H85V20H86ZM113 18L115 19V22H117L116 25H114L115 22H114V23L112 22ZM120 18H122V19H120ZM157 18L160 19V16L158 15ZM5 19H6V18H5ZM5 19H4V21H5ZM7 19H8V18H7ZM7 19H6V23H9L10 20L7 21ZM25 19L28 20L26 17H25ZM83 19H84V17L82 18V20H83ZM100 19H101V21H100ZM158 19L156 20V22H158V23L160 22V23H161V21H162V23H164V22L166 23V21L163 20L162 18H161V21L158 20ZM41 20L44 21V23L46 22L45 24H47L48 30H47V27L41 22ZM59 20H61V21H63V22H65V21L67 20L69 23H71V25L69 26L68 24H66V25H67V26H66L64 23H62V22L59 21ZM82 20H81V22H82ZM85 20H84V23H85V22L87 23L88 21H87V20L85 21ZM116 20H118V21H116ZM145 20L148 21V19H146V18H145ZM30 21H31V20H30ZM67 21H66L65 23H67ZM98 21H99V24L101 23L102 25H99V26H98V24H97ZM113 21H114V20H113ZM122 21H123V22H122ZM163 21H164V22H163ZM37 22H38V23H37ZM40 22L45 26L43 30H45V28H46V30H45L46 32H45V31L41 32L40 30H38L39 28H37V30H38L37 32H38V33L41 32V36H40V38L38 39V37L36 36V35H38V33H36L35 27H37V25H39ZM55 22H56V23H55ZM60 22H61V25H60ZM93 22H92V23H93ZM150 22H151V21H150ZM150 22H148V23L146 22V23L149 24ZM35 23H36L37 25H35ZM58 23H59V24H58ZM105 23H104V24H105ZM160 23H159V24H160ZM162 23H161L162 26L165 25V23H164V24H162ZM32 24H34L35 26L32 25ZM62 24H64L65 28H66V27L69 28L70 31H69V30H67V31L71 32V29L74 31V32H73V33H74L73 36H75L74 39H75V38L77 39V40H76V39L74 40V41H75L74 44H73L74 41H73V39H72L73 36H72V38H69V34L72 35V34H71L72 32H71V33L68 32V34H67V32L65 33L66 29H64V28H60L61 30L59 29V26L63 27ZM72 24H73V26H72ZM81 24H82V23H81ZM112 24H113V26H112ZM1 25H2V26H1ZM3 25H4V26H3ZM8 25H9V26H8ZM22 25H23V27H21ZM30 25H31V26H30ZM58 25H59V26H58ZM84 25H85V24H84ZM94 25H93V26H94ZM123 25H124V24H123ZM149 25H151V23H150ZM166 25L168 26V23H166ZM166 25L164 26V29H166ZM28 26H30V28H32L33 30H31ZM32 26H33V27H32ZM71 26H72V27H71ZM103 26H105V25H103ZM147 26H148V25H147ZM11 27H12L13 29H11ZM70 27H71V28H70ZM112 27H114V28L112 29ZM119 27H120V28H119ZM150 27H151V26H150ZM14 28H17V29L14 31ZM18 28H19V29H18ZM28 28H29V29H28ZM74 28L77 29V32L80 31V30H78V29H81V28H77V27H74ZM98 28H96V30H97ZM63 29L65 30L64 32L62 31ZM83 29H82V30H83ZM148 29H149V27H148ZM164 29L157 30V32L162 31L161 34L159 33V36H160V35H161V36L163 35V32H164L163 30H164ZM170 29H171V28H168V29H166V30H167V31H168V30L170 31ZM18 30H19L20 32H18ZM30 30H31V31H30ZM98 30H99V29H98ZM104 30H105V31H104ZM118 30H119V31H118ZM130 30H131V29H130ZM166 30H165V31H166ZM171 30H172V29H171ZM8 31H9L10 33H8ZM12 31H13L14 33H17V34L19 33V36L16 34L15 37H13V36H14V33H12V34H13V35H12V34H11ZM32 31H33V33H31ZM34 31H35L36 35H34ZM91 31H92V33H91ZM103 31H104V33H105V34H104L105 36L103 35V37H102L101 35H102L103 33H102L101 35H100V33L103 32ZM107 31H108V30H107ZM148 31H150V29H149V30H146V32H148ZM169 31H168V33H170V34H167V32H166V36H165V32H164V35H163V36H164L165 38H166V37H167V38H168V37H173L172 32H171V31L169 32ZM3 32H4V33H3ZM22 32H23V34H22ZM48 32H49V33H48ZM60 32H61V33H60ZM132 32H133V34H132ZM157 32H156V33H157ZM24 33H26V34H25V39L28 38V36L26 37L27 33H28V34H31L30 37L32 36V34H33V37L36 36V37L34 38L35 40H37V39H38V40L42 39V37L45 36V35L48 33V34L46 35L47 37L45 36V38H47V39H49V38H48V35H51V36H52V39H53V37H56V39L54 38L53 41L56 40V41L58 42V41H59L58 39H60V36H61L60 34H62L61 39L63 38V40L61 41V39H60V41L57 43L56 41H54V42H53V41H49L51 38H50L49 40H46L45 38H43L42 41L40 40V41L38 42V44H41V45H38V47H39V48H38L39 50L37 49V50H38V51H37L38 53L36 52V54H33V55H35V56H33L32 54L27 55L29 52H25V51H27V49L25 48L24 44L21 43L23 40L19 38V37H24ZM89 33H90V34H89ZM96 33H97V34H96ZM125 33H127L128 36H126L127 34H125ZM183 33H184V34H183ZM1 34H2V35H1ZM3 34H4V35H3ZM20 34H22L23 36H21ZM64 34H65L66 36L68 35V36H67L68 39H66V36H63ZM91 34H96V35L99 34V36H98V38H97L96 36L93 37ZM118 34H119V33H118ZM121 34H122V33H121ZM121 34H120V35H121ZM148 34H149V33H148ZM148 34H147V35H148ZM171 34H172V35H171ZM179 34L182 35V36H181V40H182V39H184L186 36H185L184 38H182V37H183L184 35H186L187 33L185 34V32H181V33H179ZM5 35H6L7 37L14 38V39L16 40V41H13L15 44L18 43V41L20 42V41L22 40L19 44H21V45L23 44L21 47H22V49L24 48L25 51L22 50L21 48H19L20 45H18V44L15 45V44L13 43V44H14V47H13V46H12V45H13L12 42H11L10 40L8 41V39H7V37H6ZM42 35H43V36H42ZM86 35H87V34H86ZM157 35H158V34H157ZM167 35H168V36H167ZM11 36H12V37H11ZM16 36H17L18 39L16 38ZM38 36H39V35H38ZM188 36H189V37H188ZM190 36H191L190 34H187V38H189V40L193 37V36H192V37H190ZM57 37H58V38H57ZM70 37H71V36H70ZM81 37H82V36H81ZM95 37H96L97 40H98L99 37H100V39H103V41H102V40H100V41L98 40V41H97V40L94 39ZM101 37H102V38H101ZM105 37H106V38H105ZM119 37H121V38H119ZM125 37H123V38L125 39ZM137 37H138V36H137ZM195 37H196V40L199 39V38H201V37L195 35V36L192 38V40H194ZM64 38H65L66 41L64 40ZM82 38H83V37H82ZM130 38H132V37H130ZM147 38H148V36H147ZM31 39L33 40L32 37H31L30 39L28 38L27 40L29 41V40H31ZM52 39H51V40H52ZM104 39H106L105 41H107V44L105 43ZM109 39H110V41H108ZM133 39H134L135 41H137L139 38H137V40H136V38H133ZM148 39H149V38H148ZM168 39H170V40L168 41L170 45H169V44H168V45H169V48H171V50H170L169 48H167V47H168V45H167V46H166V49H164V48H162V49H164V50H162L161 48H160L161 50L159 49V50H160V53H162L163 55H168L167 53H169V54H170V53H172V54H178V53H179L178 51H179V48H180V47L177 48V46L175 45V48H174V44H173V42H174V38H173V41L171 40V38H168ZM168 39H167V40H168ZM32 40H31V41H32ZM35 40H33V42H34ZM38 40H37V41H38ZM43 40H45V42H44ZM67 40H70V41L72 40L73 42H72V43H69V42H67ZM179 40H180V37H179ZM184 40H185V42H186L187 39L185 38ZM184 40H182V42H184ZM4 41H3V42H4ZM31 41H30V42H31ZM64 41H65V42H64ZM77 41H78V42H77ZM96 41H97V43H98V46H97V43H96V46H97V47H94ZM120 41H122L123 43H120ZM138 41H139V40H138ZM146 41H148V40H146ZM6 42H7L9 45H8ZM9 42H10L12 45H11ZM40 42H41V43H40ZM42 42H44L45 45L42 44ZM60 42H62V43H60ZM63 42H64V44L66 43V45H69V46H68V47H67V46L64 47L65 45H64V46H61V44L63 45ZM101 42H102V44H103L102 46L105 45L104 47L106 48V50H104L105 48L103 47V50H104V51L102 50V52H103V53H104V52H106V53L108 52V50H109V48L107 49V45H108L109 47L111 46V47H110V52H111V50H112V53H110V54H106V53L103 54V53H101V51H100V50H101V48H100L101 46H99V45H100L99 43H101ZM109 42L111 43V45L109 44ZM171 42H172V43H171ZM59 43H60V44H59ZM68 43H69V44H68ZM113 43H114V42H113ZM145 43H146V42H145ZM147 43H149V42H147ZM1 44H0V45H1ZM79 44H80V45L82 44V45H81L82 47L80 46L79 48H77V46H79ZM83 44H84L85 46L88 45L87 48H88L89 52L92 50L91 52H92L93 55H92L91 53L86 52V54L88 53L89 56L87 55V56L85 57L86 54H84V53H85V51H87L86 48H85V46H84V49H83V51L85 50L84 52H81V49H80V48H83ZM93 44H94V46H93ZM172 44H173V45H172ZM2 45H3V44H2ZM43 45H44V46H43ZM51 45H52V46H51ZM54 45H55V46H54ZM75 45H77V46H76L77 49H76L75 47H73V46H75ZM171 45H172V46H171ZM15 46H16V47H15ZM46 46H47V47H48V46H49V47H50V46L52 47V48L50 49V52L48 51V49H47ZM117 46H115V47H117ZM170 46H171V47H170ZM6 47H5V48H6ZM45 47H46V48H45ZM59 47H60L61 49H60ZM69 47H70V48H69ZM92 47H93V49H92ZM98 47L100 48V50L98 49ZM3 48H4V46H2V49H1V47H0V49H1L0 52L2 53V55H3V51H4V49H5V48H4V49H3ZM53 48H54V50H53ZM65 48H66V49L69 48L68 50H70V49L72 48L71 51L73 50L72 52H73V53L75 52V55L71 52L73 55H72V54H69V56H67L68 54H67V52H66L67 50H65ZM73 48H75V49H73ZM96 48H97V51H98V52L95 50ZM262 48L264 49V46H262ZM40 49H41V50H40ZM46 49H47V51H46ZM79 49H80V50H79ZM114 49H117V50H120V51H115ZM127 49H128V51H130V52H128ZM146 49L149 50L148 53L152 52L153 57H155V56L157 57V56H158L157 58H160V57L163 58V57H162V54L157 53L159 50H153V51H154V52H153V51H151V49L147 48V46L145 47V50H144L145 56H146V55L149 56V55L151 54V53L148 54L147 52H145ZM184 49H185V51H186V48H184ZM20 50H21V51H20ZM51 50H53V51H51ZM64 50H65V51H64ZM76 50H78V55H76V54H77V53H76ZM167 50H170L171 52H170V51L167 52ZM187 50H188V49H187ZM43 51H44V52H43ZM95 51H96L97 54L100 52V53H101L100 55H103L105 58H106V56H108V57L110 56V57L108 58V61H107V59H105L106 61L103 63V61H104L103 59H104V58H102V59L100 58V60H103L102 62H98V60H92V59H90V57H92V58H96V55H94V54H96V53H94ZM155 51H156V52H155ZM161 51H162V52H161ZM165 51H166V52H165ZM199 51H200V50H199ZM8 52H5V53H8ZM21 52H22V53H21ZM42 52H43L44 54H43ZM45 52H46V53H45ZM48 52H49L50 54L53 53V52H54V53H53L51 56H49L50 54H49ZM113 52H116L117 54H116V53H113ZM118 52H119V53H118ZM164 52H165V53H164ZM200 52L203 53V49H202V51H200ZM263 52H264V51H263ZM1 53H0V55H1ZM17 53H18V54H17ZM20 53H21V54L24 53L23 56H24V58H25V61H24L23 57H21L22 55H21ZM26 53H27V54H26ZM47 53H48V56H49L50 58L52 57V59L54 60L53 62H52V60H51L49 57H48L47 59H50L51 61H50V60H47L46 57L44 58V56H47ZM68 53H70V51H69ZM79 53H80V56H81V57H83V56L85 57V58H83V59H86V58H87V61L84 60V61H86V63H89L90 60H92V61H91V64L89 63V64H90V65H89V64H85V63H83V64H84V65H82L83 67H82V66H81V67H78V66H80V64H82L81 61L78 60V59L80 58V57H79ZM81 53H83L84 55H82ZM108 53H109V52H108ZM125 53H126V54H125ZM146 53H147V54H146ZM154 53H155V54H154ZM90 54H91V56H90ZM128 54H129V55H128ZM152 54H151V55H152ZM157 54H158V55H157ZM2 55L0 56V59H2V58H1ZM12 55H13V54H12ZM12 55H11V56H12ZM16 55H17V56L20 55V56L17 57ZM26 55H27V57H30V55H32L33 58H34V57H35V58H38L37 55H39V56H41V58L39 57V59H42V60H43V58H44L43 63H42V60H41V65L43 66L44 69H42V67H40V66H41L40 64L37 65L35 62H33V60H34L35 58L33 59V58L30 57L29 60H28V59H26V57H25ZM62 55L65 56L64 59H65L66 61H65L64 59L61 58V57H64V56H62ZM126 55L129 56V57H130V55H131V56H134L135 58H134V57H130L129 59H127V58H128V57H127L126 60H125V56H126ZM151 55L149 56L150 58H152ZM159 55H160V57H159ZM36 56H37V57H36ZM73 56L79 61V62L77 61L78 63L73 62V61H76V60L73 58ZM76 56H77V57H76ZM94 56H95V57H94ZM123 56H124V58H123ZM148 56H147V57H148ZM6 57H7V59H6ZM66 57H67V58L69 57V59H66ZM71 57H72V58H71ZM97 57H102V56H98V55H97ZM117 57H119V59H120V55H118ZM149 57H148V58H149ZM21 58H22V59H21ZM70 58H71V60H73V61H72L73 63H70V61H71ZM112 58L115 59L116 57L114 56V57H112ZM132 58H133V59H132ZM263 58H264V57H263ZM32 59H33V60H32ZM58 59H60V60H62V61L64 60V62L59 61ZM117 59H118V58H117ZM119 59H118V60H119ZM27 60L30 61V62H33V63H35V64H33V66L31 65L32 63H30V62H27V64H26V61H27ZM110 60H112V61L114 62L113 59H110ZM115 60H116V59H115ZM136 60H137V61H136ZM15 61H18L17 63H19L20 65H26V67H25V66H24V67H23V66H20L19 64L16 65ZM22 61L25 62V64H24ZM47 61H48V62L50 61L51 63H53V64H55V65H59L58 67H56V66L54 65L57 69L59 68V69H58L59 71H57V70L55 69V67L53 66V64H52V66H53L52 68H54V69H52V68H51V63H50V62L48 63ZM58 61H59V62H58ZM68 61H69V63H70L71 65H72V64H78L77 67L74 65V68H73V65H72V68H69L71 65H70V64L67 65V64H68ZM95 61H97V62L99 63V65H97L98 63L95 62ZM122 61H121V59H120V61H119V62H120V65L122 64ZM124 61H123V62H124ZM131 61H130V62H131ZM45 62H47V64H48L49 66H48V65H44ZM56 62H58L59 64H57ZM66 62H67V64H66ZM113 62H112V63H113ZM139 62H140V64H142V63H141V60H140ZM143 62H144V61H143ZM263 62H264V59H263ZM1 63H0V64H1ZM8 63H9V64H8ZM13 63H14V64H13ZM29 63H30V64H29ZM64 63H65V64H64ZM79 63H80V64H79ZM96 63H97V64H96ZM100 63H101V64H100ZM125 63H126V62H124L121 66H123ZM60 64H61V65H60ZM62 64H63V66H62ZM95 64H96V67L98 66L97 68L94 66ZM6 65H7L9 68H11L12 70H13V67H11V65L14 66V67L16 66V69L14 68L15 70L12 71V70H10L9 68H7ZM9 65H10V66H9ZM27 65H29V66H27ZM35 65L38 66L37 69H38L39 71L36 70V66H35ZM86 65H89V66H86ZM109 65H110V66H109ZM3 66L1 65L0 67L2 68ZM18 66H19V67H22V69L19 68ZM30 66H31V67H30ZM44 66H48L47 68H48V69L50 68L51 71H50V70H47V68L44 67ZM60 66L63 67V68H60ZM64 66H65V67H64ZM67 66H68V67H67ZM189 66H190V67H193L192 65H189ZM32 67H34V68H32ZM39 67H40V68H39ZM66 67H67V68H66ZM94 67H95V68H94ZM103 67H104V65H103ZM108 67H109V68H108ZM124 67H125V65L123 66V68L120 67L119 70H120L121 72H126L127 68L125 67V68H126V69H125ZM223 67H224V66H221V65H220V66H219V69H221V68H223ZM17 68H19V69H17ZM23 68H26V69L24 70ZM45 68H46V72L44 73ZM64 68H65L66 72H65V70L63 71ZM68 68H69V69H68ZM82 68L85 69V70H86L87 68H88V69H87L86 72H85ZM5 69H6V70H5ZM7 69H9L10 71L14 72V76H15L16 79H14L13 73L10 72L9 70L7 71ZM40 69H41V70H40ZM60 69H61V70H60ZM67 69H68L69 71H68ZM71 69H72V70H71ZM102 69H103V70H98V72L101 71V74H102V72H104V70H105L104 68H102ZM108 69H109V70H108ZM115 69H116V68H113L114 71H113V70L110 71V72H113V75H112V76H116V75L120 72V71H119V72H118V71L116 72ZM123 69H124L125 71H123ZM248 69H249V67H248ZM4 70H5V71H4ZM34 70H35V72H37V73H38V72L40 73V71H42V70H43V71L41 72L42 74L34 73V75H31V74H33L32 71L34 72ZM91 70H92V69H91ZM116 70H117V69H116ZM128 70H129V69H128ZM249 70H250V69H249ZM249 70H248V71H249ZM15 71H16V73H15ZM48 71L51 72V73L49 74L50 76L48 75V76L51 78V80H52V78H56V79H54V80H57V82H58V84H57V83H54V84H56V86H54V84H51V86H52L53 88L55 87V92H53L54 90H51V86H49L50 88L47 87V84H46L47 82L45 81L46 79H47V81H49V82H48L49 84H50L51 82H54V80H52V81L50 82V78L46 75V74L49 73ZM52 71H54L55 73L53 72V73H54V74H53ZM56 71H57V72H56ZM71 71H73V72L71 73ZM129 71H130V70H129ZM129 71L127 72V73H129V75H128V74H125V73H121V76H119V77H120V80L122 81V83H124V82H125V83H128V81H129L131 78H133V77H131V76L133 75V74L131 75L132 72L130 71V72H131V73H130ZM61 72H63V73H61ZM1 73H2V72H1ZM10 73H11V74H10ZM58 73H59V74H63V75H61V76L64 77V78L67 77V78H66V79H67L66 81L70 82V83H68V85L70 84V87H69L68 85H66L67 83H66L65 79H64V81H63V82H65V83H63V82H62V79H63V78L60 77V76L57 77ZM67 73H69V74L71 73V74H70V75H69V74L67 75ZM82 73L80 74L81 76L79 75V77L84 78V79L87 78V76H85V75H84L85 77L82 76ZM87 73H88V72H87ZM15 74H16L17 76H16ZM35 74H36V75H35ZM52 74L55 75L56 77H54ZM56 74H57V75H56ZM64 74H66L67 76L65 75V76H66V77H65ZM105 74H104V75H105ZM107 74L111 75L112 73H109V72H108ZM115 74H116V75H115ZM119 74H120V73H119ZM119 74H118V75H119ZM41 75H42L43 77L45 76L46 78H45V77L43 78ZM102 75H103V74H102ZM102 75H101V76H102ZM118 75H117V76H118ZM123 75H124V76H125V75H128V76H126V77H122ZM11 76H13V77H11ZM77 76H76V80L79 79V77L77 78ZM88 76H89V75H88ZM105 76H106V75H105ZM129 76H130L131 78H127V77H129ZM47 77H48V78H47ZM59 77L62 78L61 81H60ZM89 77H91V78H90V82L93 81L92 83H90L91 87H92V85H93V87H92L93 91L95 90L94 88H96V86H98V87H97V88H98V89H97V92H98V90H100V89L102 90V88H99V87L101 86L100 83H99L98 85H96L98 82H97V81L94 82V78H93L92 76H89ZM89 77H88V78H89ZM40 78H38V79L40 80ZM81 78H80V79H81ZM92 78H93V79H92ZM123 78L125 79L124 82H123V80H124ZM255 78H256V79L253 80V82H255V85H258V84H260V83H264V73H260V74H259L258 76H256ZM44 79H45V80H44ZM69 79H70V80H69ZM73 79L75 80V77H73ZM128 79H129V80H128ZM261 79H262V80H261ZM10 80H9V82H10ZM81 80H83V79H81ZM85 80H86V79H85ZM91 80H92V81H91ZM126 80H128V81L126 82ZM260 80H261V81H260ZM1 81H0V82H1ZM140 81H141V79H139V82H140ZM5 82H6V83H5ZM5 82L2 81V83H5V84L3 85L2 83H0L1 85H3V87H2V86H0V87L3 88V89H1L2 91H3V90L5 91V89H6L5 92L3 91V92L5 93V95H6V92L12 91V89L15 88V86H16L15 84L18 82V79H17L16 83H15V81H13L14 83H13V82H12V83H11V82L9 83V84H13L14 87H13L12 85L7 84L8 81L5 80ZM61 82H62V83H61ZM77 82H80V81L78 80ZM81 82H82V81H81ZM59 83H61V84H59ZM95 83H96V84H95ZM63 84H64V86H63ZM7 85H9V86H7ZM45 85H46V87H45ZM58 85H59V86H58ZM94 85H96V86L94 87ZM190 85H191V88H192V85H193V84H190ZM6 86H7V88H6ZM42 86H43V87H42ZM65 86H67V87H65ZM71 86H72V87H71ZM73 86H74V87H73ZM4 87H5V88H4ZM9 87H10V89H9ZM58 87H59V88H58ZM101 87H102V86H101ZM181 87H182V84H180V83L178 82V83H176V84L173 83V86L171 85L170 88H172V91L174 90L175 93L181 94V93H182V92H181V91H182V90H181ZM11 88H12V89H11ZM36 88H37V89L39 88L40 91L37 90ZM53 88H52V89H53ZM56 88H57V90H56ZM75 88H76V89H75ZM77 88L79 89V92H77V90H78ZM120 88H122V87H120ZM188 88L190 89L189 85H188ZM188 88H187V86H186V89H188ZM47 89H48V91H45V90H47ZM49 89H50L51 91H50ZM117 89H119V88H117ZM189 89H188V91H187V94L189 95V94H190L189 92H191V93H192L191 95L194 94V96H193V97H192V96H188V97L185 98V102H183V103H185L188 107H189L190 105H192V104H196V103L199 102V100H195L196 98H194L195 96H196V97L198 96L197 94H195L196 90H194V89L192 88L193 91H192V89H190V91H189ZM7 90H8V91H7ZM43 90H44V91H43ZM101 90H100L99 92H101ZM42 91H43L44 94L47 93L48 95L46 94L47 96H44L43 93H42ZM95 91H96V90H95ZM117 91H118V90H117ZM122 91H123V92H122ZM3 92L0 93V96L3 95V97L0 98V101L6 100V99H3V98H5ZM49 92H50V95H49ZM115 92H116V90L113 91V93H114L116 96H114L113 93L111 92V94H110L111 98L109 97L110 99L108 98L109 100L107 99V102H106V100H105L104 98H103V100H102V97H100V99H101L102 101H100V99L98 98L99 101H100L101 103H99L98 101H96V102H97L99 105H101L102 102L105 100V102H106L108 105L104 102V103H103L104 106H103V104L101 105L102 108L105 107V104H106V107H107V106H108V107H111V106L114 104L113 101H114V97H115V104H114V105H116L119 101H122V100H123L122 97H125V94H124V88H123V89H119V91L116 92V93H115ZM51 93H52V94H51ZM80 93H81L83 96L80 95ZM118 93H119V94H118ZM120 93H121L122 95H121ZM135 93H139V92L135 90ZM41 94H42V96H41ZM55 94H54L53 96H57V95H55ZM112 95H113V96H112ZM117 95H119V96H118V97H119V98H118L119 101H116V100H117V99H116V98H117ZM144 95H145V97H146V95L148 96V92L145 91ZM6 96H7V95H6ZM18 96H19V95H18ZM18 96H16L17 99L19 98ZM28 96H29V97H33L34 95H28ZM80 96H81V97H80ZM120 96H121V97H120ZM178 96H179V95H178ZM257 96H258V95L255 96V97H256L255 100H256V101H259V99H258ZM259 96H260V94H259ZM20 97H21V95H20ZM34 97H37V96L35 95ZM48 97H47V98H48ZM112 97H113V99H112ZM145 97L142 96V98H144V99H145ZM260 97H262V98H260ZM260 97H259L260 100L262 99V101H261L262 105H260L261 103H258L259 105H258L257 103H256V104L260 107V109H261V106H263L262 108L264 109V104H263V102H264L263 97H264V96H263V94H262V96H260ZM47 98H46V99L43 98V99L47 101ZM55 98H56L55 101H57V97H55ZM120 98H121V99H120ZM147 98L149 99V97H146V101H148ZM177 98H179V97H177ZM197 98H198V97H197ZM1 99H3V100H1ZM48 99L50 100V98H48ZM175 99H176V98H175ZM175 99H174V100H175ZM49 100H48V101H49ZM51 100H52V97H51ZM51 100H50V101H51ZM177 100H178V99H177ZM53 101H54V100H53ZM82 101H83V100H82ZM111 101H112V102H111ZM144 101H145V100H144ZM146 101L144 102L145 104L143 103L144 105L148 104V102L146 103ZM178 101H179V100H178ZM5 102H6V101H5ZM212 102H213V99H205V98H203V99L200 101V103H201V104H204V105H208V104H210V103H212ZM259 102H260V101H259ZM1 103H2V104H1ZM3 103H4V101H3V102H0V106H1V107H4V106H2V105H4ZM94 103H95V101H94ZM97 103H96V104H97ZM111 103H113V104H111ZM157 103H159V102H157ZM83 104L86 105L85 101H84V103L82 102V105H83ZM109 104H111V105L109 106ZM130 104H132V105L134 106L133 103L130 102ZM143 104H142V106H144ZM85 105H84L83 107H84L85 110H86V106H85ZM114 105H113V106H114ZM253 105L255 106V104H253ZM101 106H100V107H101ZM136 106H137V107H140L141 104H140V105L137 104ZM3 109H4V108H3ZM5 109H6V108H5ZM226 109H227V108H225V112L228 111V110H226ZM225 112H224V115H227L229 118L232 117V118H235V119H236V116H234V115L231 114L232 116L230 115V116H231V117H230L229 114H227V113H229V111L226 112V113H225ZM224 115H222V118H223ZM153 116H154V115H150L149 118L152 119V118H154ZM227 116H224V117H225V118H228ZM207 117H208V116H207ZM225 118H223V120H224ZM229 118H228V119H229ZM228 119H225V120H226V121H231V122L233 121V119H229V120H228ZM208 120H210V121L213 120V119H212V116L209 115ZM225 120H224V121H225ZM98 123L101 124L102 122L100 123V121H98L96 124H98ZM94 124H95V123H94ZM210 125H211V123H210ZM240 125H241V124H240ZM240 125H239V126H240ZM244 125L246 126L245 123H244ZM227 126H228V125H227ZM227 126H226V127H227ZM245 126H244V127H245ZM206 127H207V126H205L204 128H206ZM211 127H212V126H211ZM226 127H225V130H226ZM229 128H230V126H228L227 131L229 130ZM239 128H242V125H241ZM252 134L254 135L255 133H252ZM248 135H249V136H248ZM250 135H251V134H248V133H247L245 136L241 135V136H238V137H235V138H234L233 135H230L228 138H226V137H217V136H214V138H213L212 136H209V137H211V138L208 137V139L205 138V140H204V138H198L199 140H197V138H195V140H197V141H194V140H193V141H189V140H187V142L184 141V142H183V149H184L185 151H183V149H181V153L178 155L179 157L177 156V158H176V159H177V162H178V163L180 162L179 164H180V165H183V166H181L180 168L183 167V169H181V170L184 171V172L186 171L187 174H188V173H189V174H190V173H193V172L196 171V170L198 171L201 165H202L201 167H205L206 164H207V165H206L207 168L205 167V168H206V171H210V170H207V169H209V168H211V167H214V165H215L216 167H214V169L211 168V171H212V170L214 171L215 169H216V171L220 170V171H218V174H219V172H221V170H222V172H221L220 174H224V171H223V170H226V167H225L226 164H225V165H221V163L219 162V159H220L221 157H223V155H226L227 157H230L231 155H233L232 153H235V154L237 153L238 156L240 155V157H239L240 160H242V161L245 160V161H247V162H248L247 158H248L249 156H250V159H251V157H255V156H257V153H258L259 151H257L256 154H255V151H254V150H255L256 148L254 149V147H253V146H255V145H254L255 143H254L253 141H256V140H254L253 136H252V135L250 136ZM255 135H256V134H255ZM215 137H216V138H215ZM231 137H232V139H233V138H234V139H233V140L230 139ZM254 137H258V136L256 135V136H254ZM262 137H263V138H261V135H260V138H261V139H264V135H262ZM223 138H225V139H223ZM260 138H257V139H258V141L261 143ZM142 139H143V138H142ZM144 139H146V138H144ZM144 139H143V141H145V144H146V140H147L149 143H151V140H148V139L144 140ZM200 139H201V140H200ZM209 139H210V140H209ZM255 139H256V138H255ZM206 140H207V141H206ZM252 140H253V141H252ZM248 141H249V143H251V142L254 143V144L251 143V144H253L252 148H253L254 150L251 149V151H252V150L254 151V152L252 151L253 153L250 151V149H249V151H245V149H242L243 146H244L243 148H245V146H246V147L250 146V144L248 143ZM250 141H251V142H250ZM258 141H257V142H258ZM148 142H147V143H148ZM185 142H186V143H189V142L191 143V142H192L191 144L189 143V144L187 145V147L189 146L190 149H189V148H186V143H185ZM213 142H214V143H213ZM259 142H258V143H259ZM215 143H216V144H215ZM258 143H256V144H258ZM263 143H264V141L262 140L261 145L258 144V145L260 146V147L258 146V148H261V146H262ZM145 144H144V145H145ZM184 144H185V146H184ZM245 144H246V145H245ZM148 145H152V144H148ZM247 145H248V146H247ZM256 146H257V145H256ZM249 148H250V147H249ZM240 149H241V150H240ZM149 150H150V151H149ZM159 150H160V148H159ZM178 150L180 151V149H178ZM178 150H177V152H176V151H175V152L178 153ZM186 150H187V151H186ZM188 150H189V151H188ZM257 150H258V149H257ZM129 152H130V151H127V154H128V155L126 154L127 157H128L129 159H131V158L135 159V161L137 162V164L140 163V166H141V164H142V167L145 168L146 172H147V170H150V171H152V172H153V171H157L156 169H159V166H161V165L163 164V162H158L159 160L157 161L156 158H155L156 161L154 160V156H155L158 152H160V151H154V150L151 151V149L147 148L146 146H145V147L143 146V151H133V152L131 151L130 153H129ZM183 153H184V154H183ZM251 153L253 154L252 156H251ZM260 153H261V151H260ZM260 153H258V154H260ZM220 154H221V156H220ZM262 154H263V160H261V163H259V164L256 163V165H259V166H256V165L254 166V163H252L253 166L256 167V168H255V171H254L250 176H248V177H246V178H244V179H240V180L238 181L239 185L235 186V189H236L237 191H236V193L234 194V199L231 201L232 203L229 204V205H230V206H229V207H230V208H229L230 211L234 212V213H233V214H234L233 216H235V215L237 216V215L239 214V216H237V218L234 217V218H236V219H235L236 221H234V222L236 223V230H235V231H237V232H236V233H237L236 236H237V235L240 236V238H242L243 241H245L246 239H250V240H251V243L253 242V243H255V244H258V245L255 246V247L257 248V252H258V251H259V252L264 251V151L261 153V155H260L261 157H259V159H260V158L262 159ZM189 156H190V157H189ZM185 157H187L186 160H185ZM190 158L192 159L191 161H189ZM217 158H219V159H218V161L216 162ZM2 159H4V158H2ZM214 159H215V160H214ZM248 159H249V158H248ZM250 159H249V161H250ZM252 159H253V158H252ZM252 159H251V160H252ZM188 161H189L190 163H189ZM193 161H194V162H193ZM198 161H200V162H198ZM203 161L208 162V163L205 164ZM209 161H210V162H209ZM212 161L214 162V165H213V164L211 165V162H212ZM245 161H244V162H245ZM258 161L260 162V160H257V162H258ZM262 161H263V162H262ZM164 162H165V161H164ZM187 162H188V163H187ZM195 162H198L197 165H199L201 162H202L204 165H203V164H200L199 167H197V165H196ZM213 162H212V163H213ZM247 162H245V163H247ZM182 163H183V164H182ZM217 163H219L218 166L216 165ZM224 163H225V162H224ZM144 164H146V165H144ZM189 164H190V165H189ZM191 164H192V165H191ZM193 164H195L196 167H195ZM222 164H223V162H222ZM252 164H251V165H252ZM260 164H261V165H260ZM113 166H114V165H113ZM146 166H147V168H146ZM184 166H185V167H184ZM193 166H194V168H196V169H193ZM219 166H221V167H219ZM223 166H224L225 168L222 169ZM217 167H218V169H217ZM229 167H230V165L228 164V165H227V170H231V168H232V169H233V168H236V167H230V169H228ZM254 167H253V168H254ZM205 168H200V171H202L201 169H205ZM219 168H220V169H219ZM110 169H112V167L109 168V169H107V170H110ZM152 169H153V170H152ZM185 169H186V170H185ZM189 170H190V171H189ZM227 170H226V171H227ZM191 171H192V172H191ZM197 171H196V173H197ZM213 171H212V172H213ZM216 171H214V172H216ZM148 172H149V171H148ZM198 172H199V171H198ZM189 174H188V177H189L190 175H192V174H190V175H189ZM194 174H195V173H193V176H194ZM106 175H107V174H105V177L108 178L109 176H108V175L106 176ZM224 175H225V174H224ZM218 176H219V175H218ZM218 176H217L216 178H217V179H221V177H222L223 175H222V176L220 175L219 178H218ZM222 178H223V177H222ZM217 179H216V180H217ZM183 181H184V179L182 180L181 184L184 183V182L186 181V179H185L184 182H183ZM199 182H200V181H199ZM201 182H202V181H201ZM195 183H197L196 186H198V181H196ZM202 183H203V182H202ZM95 185H96V184H95ZM95 185H93L91 188H88L89 190L86 189L85 192H87V191H88V192L92 191L91 189H92ZM202 185H203V184H202ZM202 185H200V187H201ZM43 187L48 189V186H47V185H45V186H43ZM190 187H191V186H190ZM190 187H188V188H190ZM63 188H64V187H63ZM63 188H62L61 186H59V185H57V186H55V185L52 186L51 191H52L53 189L55 190V191H53L54 194L52 193L53 196H54V197L56 196V197H58V198L61 196L60 198H62V199L59 198L60 202H58L59 200H58V198H57V200H58V201H57L58 203H57L56 201L53 202V200L55 199V198H53V199H52V202H53L52 205H53V206L51 205L52 209H51V207H50V208L48 209V211H46V213H45V212L43 213V211H40V210H38V209H36V208H34V209L29 208V215H30V216L28 215L27 219L32 221V223H31V221H30V223H31V225L33 224V225H32L33 227H32L29 223H27V224L29 225V227H28V229L26 230V233H28L29 231L31 232V233L29 232L30 234L35 233V232H39V231L41 232V230H40V229H41V227H40V226H41L40 223H37V227H34V226H36V223H35V222H39L38 220H40L41 218L50 219V220H48V221H50V222L52 221V222H51V223H52L51 226H53V227H56V226H57L56 228H57L58 230L55 228L56 231H54L55 229L53 230L52 227H51V228L49 227V231H51V232H49V231L47 230V234H45V233H44V234L50 237V235H49L48 233H53L52 236L55 234V232L58 233V235H55L56 238H55V236H54V237L51 236L52 238L50 237V239H51L52 241L49 242V244L51 243V246H52V247H53L54 245H55V246L57 245L56 248H54V247H55V246H54V247H53L54 249H52V247H51V249L54 251V253L56 252V250H58V252H56L55 254H58V253H59V254H58V256L55 255L56 258L58 257L57 259L54 258V256H53V258H51V259H52V260L55 259V260H54V261L50 260L49 262H47V263H45V264H63V262L66 264L68 261L70 262V259L72 260L73 258H74V259L72 260L73 262L71 261L69 264H71V263H72V264H79V263H80V264H101V262H102L103 260H102V256L99 257V255H101V254H102V255H103V254H104V255H107L108 252H111V253L114 252L113 249H115V247H116L115 245H117V243H118V240H114V241H112V246L115 244L114 242H117V243L114 245L113 249H112L111 242H110L111 240H109L110 237H111V234H110V232L108 233V230L110 231V230H111L112 228H114V226H115L114 229L116 230L115 232H117V230H118V229L116 228L117 225H119V224H121V223L127 221V220H126V221L119 220L120 223L116 224V223L119 222V221H118V219L116 220V217H115L114 220H113V217H112V216H115V215L112 213L113 211L110 212V210H112V208L114 209V207H115V205H113L112 203L114 202L115 204H117L116 202L118 201V199H119L120 197L115 198V200H117V201H114V199H113V200L111 199L112 201H111V200H108V201H110V202H108V203L106 202L107 200L105 199L106 201H105V203H104V200H103V199H104V198H107V197H104V198L102 197V199H101V196H104L105 193H106V195H107V194L109 195V193L106 192L108 188H106V187H105V188H102L101 185H98V184H97V186H95V187L93 188V189H95V190H93V192L96 191V192H95L96 194L93 195V194H94L93 192H92L93 194L88 193V192H87V193L83 192L82 195H83V196L85 195V196H84V199H85V197H86V198H88V200L85 199V200L83 201V200H82L83 197H81V196H82V195H81L80 197H81L82 199H80V198H79V199H80L81 201H83V203H82L80 200H78V201L80 202V203H79L77 200H75V199H76L75 194L73 193V195H71L72 191H69V194H70V197H69V194H68L67 192H65V190L63 191ZM182 188H184V187H182ZM182 188L176 189V191L178 192V191H179L180 189H182ZM61 189H62V190H61ZM102 190H103V191H102ZM182 190L184 191V189H182ZM185 190H186V188H185ZM61 191H62L63 193H61ZM183 191H182L181 194H176L177 192L175 193L174 191H173V193H174V195H178V196L180 195L179 197H181V196L184 197L185 194L183 195V193H184ZM59 192H60V193H59ZM70 192H71V193H70ZM179 192H181V190H180ZM179 192H178V193H179ZM55 193H56V194H55ZM84 193H85V194H84ZM58 194H59V195H58ZM89 194H91L92 196H90ZM102 194H103V195H102ZM227 194H229V191H227ZM121 195H122V194H121ZM121 195H120V196H121ZM123 195H125V193H124ZM123 195H122V197H123ZM87 196H89V197H87ZM110 196H111V195H110ZM72 197H73V198H72ZM112 197H113V196H112ZM74 198H75V199H74ZM108 198L110 199V197H108ZM108 198H107V199H108ZM113 198H114V197H113ZM123 198H125V197H123ZM181 198H182V197H181ZM121 199H122V198H121ZM61 200H62L63 202H61ZM100 200H102V202H103L104 205H107V204H108V206L104 207L105 210H106V213H105L104 215L102 214V216H101V214H100L99 212L102 213L104 209L102 208L103 205H102V206L100 205V204H101ZM85 201H86V202H85ZM64 202H65V203H64ZM138 202H140V199H138ZM141 202H142V200H141ZM54 203L57 204V205H55ZM59 203H61L63 206H61ZM109 203H111V204L114 206V207L112 206V208H110V210H109V206H111V204L109 205ZM58 204L60 205V207H59ZM78 204H79V205H78ZM81 204H82V205H81ZM64 205H65V207H64ZM66 205H67V207H66ZM80 205H81V206H80ZM96 205H99V206H96ZM137 206H138V205H137ZM137 206H136V205H135L134 207H133V206H130V209H131V207H133L132 210H134V208H136V210L139 211L140 209H138ZM100 207H101L102 211H100V210H101V209H99ZM58 208H60V211H59ZM62 208H63V209H62ZM64 208H65V209H64ZM93 208H98V209H99V212H97V211H98L97 209L95 210V209H93ZM107 208H108V211L110 212V216H111V214H112V216H111L112 218H110L109 214H107V212H108V211H107ZM57 209H58V211H57ZM128 209H129V208H128ZM62 210H63V211H62ZM105 210H104V212H105ZM132 210H131V213H132V216H133V212H135V211H132ZM93 211H94V212H93ZM95 211H96V212H95ZM30 212H31V213H30ZM104 212H103V213H104ZM109 212H108V213H109ZM128 212H130V211H128ZM55 213H57V215H58V214H60V215L57 216ZM138 213H139V214H138ZM138 213L135 212L134 215H137V216H139V215H141V214H142V215H141L140 217L133 216L134 219L132 218V216H131V217H127V219L130 218V221H128V224L126 223V225L131 224V223H132V222H131L132 219H133L132 221L134 222V221H136L135 218H140V219H142L141 217H143V219H144V217L146 218V217H148V215H149V214H147V213H144V214H143L142 212H141V213L138 212ZM94 214H95V215H94ZM96 214H98V215H96ZM99 214H100V215H99ZM145 214H147V215H145ZM55 215H56V216H55ZM91 215H92V216H91ZM93 215H94V216H93ZM105 215H106V216L108 215V218H107ZM130 215H131V214H130ZM130 215H129V216H130ZM127 216H128V215H127ZM38 217H39V218H38ZM103 218H104L105 220H104ZM106 218H107L108 221L106 220ZM109 218L111 219L112 222L114 221V226H112V222L109 220ZM131 218H132V219H131ZM230 218H233L232 215H231ZM32 219H33V220H32ZM35 219H36L37 221H36ZM238 219H240V220H238ZM103 220H104V222H103ZM115 220H116V221H115ZM128 220H129V219H128ZM56 221H57L58 223H61V224L64 225L65 227H66V226H67V227L65 228V227L62 226L61 224H60V226H59L58 223H57ZM74 221H75V222H74ZM78 221H79V223L76 225V223H77ZM238 221H239V222H238ZM28 222H29V221H28ZM33 222H34L35 224H34ZM55 222H56V223H55ZM100 222H101V223H100ZM105 222H106V223H105ZM108 222H109V224H108ZM115 222H116V223H115ZM130 222H131V223H130ZM237 222H238V223H237ZM53 223H54V224H53ZM104 223H105L106 225H105ZM110 223H111V224H110ZM38 224H39V225H38ZM66 224H67V225H66ZM69 224H70V225H69ZM71 224H72V225H71ZM100 224H101V226H100ZM115 224H116V225H115ZM103 225H104V226H103ZM107 226H108V227L110 226V227H109L110 229H107ZM39 227H40V228H39ZM58 227H59V228H58ZM62 227H63L64 229H62ZM71 227H72V229L74 228L73 231H72ZM97 227H99V229H98ZM103 227H104V231H105L106 229H107V231L101 234L100 230L103 232ZM135 227H136V228H135ZM135 227H134L135 229H137V230L139 229L137 226H135ZM38 228H39V229H38ZM67 228H69V230H67ZM93 228H95V229L97 228L96 233H97V232H100V233H97V234H101V235L105 236V237L102 236V239H103V238H104V240L107 239L106 242H105V241L102 242V241H101V240H102V239H101V235H99L100 237L97 235V236H98L97 239L94 238V239H96V241L98 240L97 242H99V240L101 239V240H100L101 242H99V243H102V245H100V246H101V250H98V249H100L99 246H98L99 243H98V244H96L97 242L94 243L95 240H94L93 238H91L92 236H95V235L93 234L94 232L92 233L93 230L95 231V229H93ZM101 228H102V229H101ZM105 228H106V229H105ZM51 229H52L54 232H53ZM60 229L63 230V231H64V230H67V231H64V232H65V234H66L67 232H68V233H67L66 235L64 234V236H63V234H61L62 231H60ZM28 230H29V231H28ZM31 230H33V231H31ZM59 231H60L61 233H59ZM89 231H90V232H89ZM87 232H88V234H87ZM111 232H114L113 229L111 230ZM57 233H56V234H57ZM85 233H86V234H85ZM90 233H92V234H90ZM89 234L91 235V237H89V236H90ZM104 234H105V235H104ZM109 234H110V236H109ZM113 234H114V233H113ZM60 235H62L63 237H65V236H66V237H67V236H70V237L73 238L74 241H75L76 238H77L76 240H78V238H80L81 235H82V236L85 235V238L81 237V239H79V240L87 239L86 236H88V237H89L88 240H84V241H88V242H89V239L91 238V239H90V240H91L90 243H88V242L85 243V249L87 248V249H86L87 251L84 249V251H85V256H84V254L81 255V257L77 256V257H79V259H78V258H76V256L73 254V252H66V251H64V250H61V247H60V246L62 245V247H63V246L65 247V245H67L68 243L64 245V243H63L62 240H61V242H60V241L57 242V240H56L57 237H62V236H60ZM70 237H67V238H69L70 241H71L72 239H71ZM74 237H75V238H74ZM95 237H96V236H95ZM54 238H55V239H54ZM105 238H106V239H105ZM122 238H124V240H125V237H122ZM69 239H68V240H69ZM92 239H93L94 241H92ZM2 240H3V241L5 240V242H6V239L3 238ZM7 240H8V238H7ZM68 240H67V241H68ZM79 240H78V243H80V244H82V243L84 242V241H83V242L81 243V241L79 242ZM120 240H121V238H120ZM124 240L122 239L121 242H123ZM250 240H249V242H250ZM3 241H2V242H3ZM64 241H65V240H64ZM70 241H68V242H70ZM74 241H72V243H73ZM75 242H77V241H75ZM107 242H108L110 245H109ZM3 243H4V242H3ZM58 243H59V244H58ZM61 243H62V244H61ZM70 243H71V242H70ZM92 243H94V245H95V246L97 245V246H96V247H95V246H93V247L90 246V248H89V245H90V244L93 245ZM103 243H104V244H103ZM106 243H107L106 246H110V247H109V251H107V253H106L105 250H107L108 247H107V248L105 247L106 249L104 248V251H105V252H104L103 249H102V248L105 246ZM253 243H252V244H253ZM4 244H6V243H4ZM118 244H119V243H118ZM255 244H253V245H255ZM59 245H60V246H59ZM70 245H71V244H68L67 246L69 247ZM83 245H84V244H83ZM86 245H88V246H86ZM1 246H3L2 243L0 244V253H1L2 250H3V251L5 250V254H2V253H1V254H2V255H5L6 257L4 258V260H0V264H15V261H14V260H16L17 257H13V258H12L11 254L6 253V250H7V249H5V248H9L8 246H7V247H6V246H3L4 249H3ZM58 246L60 247V249L57 248ZM117 246H118V245H117ZM257 246H258V247H257ZM260 246H261V248L259 249ZM64 247H63L62 249H65V250L68 249V247H65V248H64ZM48 248L50 249V247H45V246H44L43 251H44V249L47 250ZM88 248H89V249H88ZM91 248H94V250H95L94 253L96 254L95 256H96L97 258H98V257L101 258V261H100V259L97 261V260H95V259H97V258L92 259V258L90 257V256L94 257L93 252H92L93 255H92V254L89 255V253H91ZM96 248H97V249H96ZM1 249H2V250H1ZM49 249H48L47 253H49V251L51 250V249H50V250H49ZM110 249H111V251H110ZM258 249H259V250H258ZM89 250H90V251H89ZM96 250H97L98 253H96ZM115 250H116V249H115ZM3 251H2V252H3ZM92 251H93V250H92ZM100 251H103V252L101 253ZM7 252H10V250H8ZM20 252H22L21 249H20ZM60 252H61V253H60ZM87 252H88V253H87ZM99 252H100V253H99ZM241 252H242V250H241ZM3 253H4V252H3ZM18 253H19V252H18ZM45 253H46V251H45ZM63 253H64V254H63ZM111 253H109V254H111ZM1 254H0V255H1ZM7 254H8V255H7ZM87 254L89 255V257H87V258L85 259V257H86ZM206 254H207V255H206ZM213 254H214V253H213ZM213 254H212V253H211V254H209V253H205L206 256L204 255V258H205V257H206V258H205V259L203 258V259L201 260V261H202L201 263H203V261H204L203 264H206V263L208 264V262H209V264H220V263H223V261H224L223 259H224V258H221V256H222L221 253H220L221 256H220V254H214V256H213ZM60 255H61V257H62V256H64V257H62V259H60V258H59ZM72 255H74L75 257L72 256ZM88 255H87V256H88ZM97 255H98V256H97ZM126 255H128V254H126ZM209 255H212L213 258H212L211 256L209 257ZM69 256H70V257H69ZM218 256H220V257H218ZM252 256H253V254H252ZM83 257H84V258H83ZM215 257L217 258V260H215V259H216ZM14 258H15V259H14ZM75 258H76V259H75ZM210 258H211V259H210ZM219 258H220V259H219ZM59 259L62 260V261H59ZM63 259H64V261H63ZM209 259H210V260H209ZM218 259H219V260H218ZM37 260H38V259H36V258L33 259V260L30 262V264H34V263H35V264H42V263L39 262V260H38V261H37ZM76 260H77V261H76ZM212 260H214V261H213L214 263H212ZM220 260H223V261H220ZM2 261H3V262H2ZM36 261H37V263H36ZM51 261H52V262H51ZM57 261H59V262H57ZM75 261H76V262H75ZM80 261H81V262H80ZM94 261H95V262L97 261V262L94 263ZM99 261H100V262H99ZM207 261H208V262H207ZM61 262H62V263H61ZM98 262H99V263H98ZM102 264H105V263H102ZM112 264H115V263H112Z\"/></svg>",
	"mask_w": 264,
	"mask_h": 264
}]
</instances>
